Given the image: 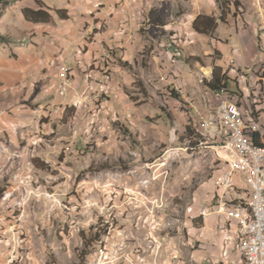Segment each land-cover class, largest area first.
I'll return each mask as SVG.
<instances>
[{
  "label": "rangeland",
  "instance_id": "1",
  "mask_svg": "<svg viewBox=\"0 0 264 264\" xmlns=\"http://www.w3.org/2000/svg\"><path fill=\"white\" fill-rule=\"evenodd\" d=\"M45 1L72 14L58 27L74 34L57 45L61 68L75 65L80 89L73 80L65 101L72 108L52 116L56 83L22 78L26 62L47 58L50 34L24 12L38 9L35 0H4L0 69L13 63L17 76L0 81V264H94L106 250L118 255L112 264H222L220 248L203 236L218 230L216 218L199 215L214 203L230 163L199 124L202 99L213 92L203 80L221 68L232 94L240 71L264 64L238 60L239 50L243 57L261 52L258 9L239 0H128L124 22L140 23L119 40L132 43L129 63L107 41L103 50L90 48L95 24L100 32L117 28L110 18H94L97 12H115L126 0L86 3L93 8L79 19L85 0ZM151 11L165 25L160 32L147 24ZM200 13L217 19L214 39L187 27L184 20ZM108 60L122 71L95 78ZM244 181L236 173L231 195L249 189Z\"/></svg>",
  "mask_w": 264,
  "mask_h": 264
},
{
  "label": "built area",
  "instance_id": "2",
  "mask_svg": "<svg viewBox=\"0 0 264 264\" xmlns=\"http://www.w3.org/2000/svg\"><path fill=\"white\" fill-rule=\"evenodd\" d=\"M262 24L259 30V40H264V14L259 13ZM243 74L237 76L239 91L229 93L228 89L219 92H210L215 96V103L210 105V109H203L201 103V115L199 124L202 132L208 141L221 146L226 153H230V148H237L238 170L226 169L222 174L227 175L226 187H218L214 197V203L200 213L204 219V214L216 216L219 227L222 226V218H231L235 224V233L240 234L241 228L246 223V203L255 202L258 208V232L250 234L245 238L246 259L248 264H264V64L254 66V71L245 69ZM89 77V76H88ZM73 69L68 66L61 68L58 75L56 97L59 104L56 105L52 116L58 114L59 109H71L72 105L65 102L72 93ZM233 95V96H230ZM96 96L92 103H97ZM51 112H49L50 117ZM215 121H224L227 124L226 139H219L216 136ZM94 121L91 122L93 124ZM258 138L257 146L254 139ZM245 162H252V169H245ZM236 173H249L256 182V193H249V190L239 194L231 195L237 189L234 183ZM8 197L5 198L7 200ZM3 240L0 238V248ZM116 253H109L106 250L100 254L103 264H112L118 261ZM220 262L222 264H239L230 262V245L226 244L221 250Z\"/></svg>",
  "mask_w": 264,
  "mask_h": 264
},
{
  "label": "crops",
  "instance_id": "3",
  "mask_svg": "<svg viewBox=\"0 0 264 264\" xmlns=\"http://www.w3.org/2000/svg\"><path fill=\"white\" fill-rule=\"evenodd\" d=\"M42 1L44 2L45 6L47 8L59 9V7H57V6H55V7L51 6L45 0H42ZM97 1H99V0H85L82 4H79V2H78V6H80V8H83V10L78 12V13H76V17H77L76 19H79L81 17V16L78 17V14L87 11V9H92L93 8V6H90V5L87 6L86 3L95 4ZM104 1L105 0H103L102 2H104ZM122 1L123 0H113L111 3L112 4L113 3L116 4L115 6L112 5V6L116 7L117 4L119 2L122 3ZM239 1L242 2L244 4V6H246L245 4L247 3L250 6L251 11H253L256 8V9H258V13L257 14H259L260 12H262L264 14V0H260L259 1L260 3L258 2V0H239ZM127 2H128V0L125 1V4L122 6V8L119 7L117 9H115V12L113 10L109 11V8L108 9L105 8L104 10H101L103 12H101V11L99 13L97 12L96 17H94V18H102L100 20H103L105 18H110L111 22H112L111 24L116 25L117 28L115 29L114 32H111V31L100 32L101 25L95 24V26H94V24H93V26H94L93 30H96V31L98 30V31H97V33L94 34L95 36L93 37V43H91V45H90V48L92 49L91 53L103 50V46H102L103 42L107 41L109 43V45L107 46V49H109L110 52H112V54L114 52V49L122 50L121 55H118V56L123 57V60L131 63V61L129 60V56H130L129 52H130V49L132 47V43L128 45L127 41L124 42V41H119V40H122L123 38L127 37L128 30L131 27H133V28L135 27V28L139 29L140 28V23H138V19H135L136 17H133L132 23H130L129 20H128L127 23L124 22L125 19H129L130 18V13H131L125 7ZM35 4H36V0H35ZM76 8H77V6H75L74 10H76ZM38 9H39V7H38ZM50 13L54 17V22L53 23H37V25H42L43 26L42 28H45V31H47L48 34H50V36H47V39H46V43L49 44L48 45L49 47H47L48 51L46 52L47 58L46 59H40V58L35 57V58H33V60L26 62V68H25L24 73L22 75V78L25 79L24 82L26 81V79H28L30 77L36 78L37 75H40L41 76V80H43V82H44V80H48V83H52V81H53L57 85L58 75H59V72H60L61 67H62V60L60 61L61 57L59 56L62 48H61V46L57 45V42L61 41V39H64L63 36L65 34L68 35L69 37L73 36V34H74L73 30L74 29L72 28V29H69V30H65V29H63L61 27H58V25H61L60 22L63 21V20L60 19L57 15H55L54 12H50ZM134 13H135V11L132 12L131 16L134 15ZM68 15L70 17L72 15L71 12H68ZM200 15H207V14L200 13V14L196 15L195 17L191 16L188 19H185L184 21L187 22L186 23L187 27L189 25H191L193 23V21ZM66 21H68V20H66ZM69 21H72V19L70 18ZM119 21L121 22L120 24L118 23ZM188 23H189V25H188ZM258 23H259L258 27H259V30H260V26L262 24V21L260 20V17L258 19ZM218 28H217L216 32L218 31ZM88 34H91V33L88 31ZM258 34H259V31H258ZM199 35L204 36L202 34H199ZM129 37H132V36L130 35ZM261 41L263 43L259 47L261 52L259 51L260 54L258 56L257 55L256 56H252L250 54V51H249V55H251V56H248L246 54V52H244V54L247 55V56L243 57V54H242L243 50H239V55H241L238 58L239 62L243 63L245 61H255V63H256V60H259L260 62L263 61L264 60V50H263L264 49V40H260V42ZM135 47L137 48V45ZM94 50H96V51H94ZM42 54L45 55L44 53H42ZM104 60H106V59H102V61H104ZM220 64H221V62H217L215 65L216 66H221ZM5 66L8 68V70L3 68V70H6L5 71L6 73H1L2 71L0 69V81L5 80L6 78L9 79L10 77L15 79L16 76H17V73L15 72V68H16L17 65H15L13 63H9L8 65H5ZM74 66L75 65H72V67H71L73 69L74 85L77 88L80 89V81L78 80L79 77L76 78L75 75H74V72H75L74 71L75 70ZM1 67H3V66H0V68ZM101 68L102 69H100L101 70L100 72H95V74H94L95 78H97V79H99L101 77L104 78V76H102V72L106 73L107 71L112 70V75H113L114 72L122 71V67L121 66L116 65L113 61H110V60H108V62H106V61L103 62L102 65H101ZM39 70H40V73H39ZM88 76L92 77L91 74H89ZM83 83H84V81H83ZM49 86H50V88L52 87V85H49ZM99 86L103 87L101 85H99ZM99 86L97 85V87H99ZM75 88L72 89V92H73V90ZM181 89L184 90V88H181ZM71 95H73V93H71ZM203 98H206V101L209 100L210 105H213V103H215V96L207 95V96H205ZM56 100H57V102L59 101L57 98H56ZM206 101H203V109H207L208 103H206ZM67 110L68 109H63L62 111L65 113ZM221 175H220V177H221ZM219 180H220V178H219ZM219 180L217 182V186H216L217 190H216V192L218 191V187H220ZM213 218H216L215 219L216 220L215 226H217L218 230L217 231H212V230L208 229L206 233H203V236L206 239L213 240V242L220 248V253H221V250L223 249V247L226 244L230 245V262H237L238 259H239V263H240L241 260H242V256L240 255L239 250H238L240 234L235 233V224L229 218H222V226L224 227V229H221L219 227V222H218V219H217L216 216H210L208 219L212 220ZM204 220H207V219H204ZM215 234H218L216 239L210 237V235L214 236ZM210 254L211 255H210L209 258H210V260H213V258H214L213 254L212 253H210Z\"/></svg>",
  "mask_w": 264,
  "mask_h": 264
},
{
  "label": "trees",
  "instance_id": "4",
  "mask_svg": "<svg viewBox=\"0 0 264 264\" xmlns=\"http://www.w3.org/2000/svg\"><path fill=\"white\" fill-rule=\"evenodd\" d=\"M3 1L4 0H0V4ZM36 4L39 7L38 10L25 9L24 11L25 14H27V17L29 16L28 18H30L31 19L30 21L33 23H53L54 17L53 15H51L50 12H54L55 15H57L62 20L70 19L68 15V11L65 9L47 8L42 0H36ZM222 18L223 17L221 16L219 19L222 20ZM147 24L152 29V31L155 32H160L165 26L163 25L161 18L157 17L155 11H151L148 14ZM191 27L195 32L210 37L211 39H214V34L218 28V21L213 16L200 15L193 21ZM228 81H231V79L226 74L223 73V70L221 68L215 67L212 72V79H204L203 83L209 90L213 92H219L221 90L229 88L227 83ZM234 83H235V87L233 89L234 92L239 91L237 81L235 80ZM172 88H175V85H172L171 88H168L171 97L173 99L180 101V95H178L177 91L173 90ZM254 144L257 146L262 145L259 143L258 138L254 139ZM263 147H264V142H263Z\"/></svg>",
  "mask_w": 264,
  "mask_h": 264
},
{
  "label": "bare ground",
  "instance_id": "5",
  "mask_svg": "<svg viewBox=\"0 0 264 264\" xmlns=\"http://www.w3.org/2000/svg\"><path fill=\"white\" fill-rule=\"evenodd\" d=\"M215 131H216V136L219 137V139H226L227 124L224 121H215ZM203 135L205 136L204 133ZM227 157H229V163H230V167L228 169L238 170L237 148H230V153H227ZM245 169H252V162H245ZM242 174L245 175V182L248 183V185L250 186L248 189L250 193H256L255 180L252 178V176L249 173H241V175ZM219 183H220V187H226L227 185L226 174L221 175ZM210 216L211 214H204L205 219H208ZM229 219L233 221L231 218ZM257 232H258L257 204L255 202H247L246 223H244V227L241 228L239 244H238V250L240 255L242 256V260L239 264H248V259H246L245 238H248L250 234H257Z\"/></svg>",
  "mask_w": 264,
  "mask_h": 264
}]
</instances>
